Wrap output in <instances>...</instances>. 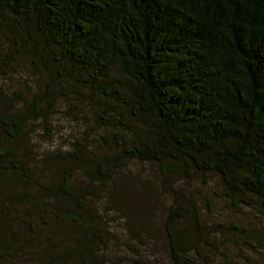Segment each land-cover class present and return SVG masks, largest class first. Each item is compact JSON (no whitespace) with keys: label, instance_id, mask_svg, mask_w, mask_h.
Instances as JSON below:
<instances>
[{"label":"trees","instance_id":"1","mask_svg":"<svg viewBox=\"0 0 264 264\" xmlns=\"http://www.w3.org/2000/svg\"><path fill=\"white\" fill-rule=\"evenodd\" d=\"M21 58L46 77L37 93L3 87ZM62 104L85 131L36 161L64 163L42 183L15 143L31 121L51 130ZM130 162L213 173L264 216V0H0V264H155L122 255L95 207ZM186 213L175 191L169 256L201 264L178 237Z\"/></svg>","mask_w":264,"mask_h":264},{"label":"rangeland","instance_id":"2","mask_svg":"<svg viewBox=\"0 0 264 264\" xmlns=\"http://www.w3.org/2000/svg\"><path fill=\"white\" fill-rule=\"evenodd\" d=\"M2 81L9 93L22 90L30 95L37 93L46 77L39 75L25 58H21ZM65 107L60 105L59 113L52 117L51 130L47 131L41 119L31 121L23 137L15 143L31 165L40 168L36 181L49 183L60 175L64 166V163H50L42 172V165L37 166L36 161L47 154L53 155L61 147L69 149L70 142L85 131L86 124L79 117L66 116ZM86 180L78 172L71 178L72 187H86ZM36 181L34 179V186L39 189ZM115 182L116 186L109 191L102 190L105 200L95 207H106L112 213L108 215L116 218L112 220V230L120 237L116 247L122 249V255H130L129 251L132 256L138 255L136 257L155 264H173L164 224L173 195L178 191L180 204L187 213L177 220V233L188 249V257L199 260L194 248L198 242L200 252L207 257V261L201 264H261L264 216L256 206L239 209L233 206L224 195L219 176L199 172L187 176L180 167L177 173L164 174L158 165L130 162ZM32 184L28 187L31 188ZM233 225L244 229L232 228Z\"/></svg>","mask_w":264,"mask_h":264}]
</instances>
